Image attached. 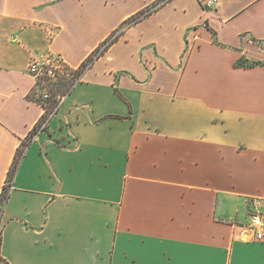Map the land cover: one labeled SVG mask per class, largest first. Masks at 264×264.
<instances>
[{"label":"crops","instance_id":"obj_1","mask_svg":"<svg viewBox=\"0 0 264 264\" xmlns=\"http://www.w3.org/2000/svg\"><path fill=\"white\" fill-rule=\"evenodd\" d=\"M208 1L0 0V264H264V0Z\"/></svg>","mask_w":264,"mask_h":264},{"label":"built area","instance_id":"obj_2","mask_svg":"<svg viewBox=\"0 0 264 264\" xmlns=\"http://www.w3.org/2000/svg\"><path fill=\"white\" fill-rule=\"evenodd\" d=\"M214 3H216V0H210L207 2V6L210 7ZM106 45L107 44H105L104 47ZM86 65H88V63ZM85 67L86 66L84 65L82 68L75 69V71H73V69L69 68L66 65V63L63 62L61 59L49 55L45 59H41V58L34 59L30 64L29 71L35 76L37 84L39 86L44 87L45 85L44 79L46 78L50 80L56 79L59 74H67L73 76L75 75L76 77L75 80H80ZM44 91H42L39 94L38 101L43 105L44 108H46V113L43 116L41 122L36 126L38 128V131L37 133H35V135L38 134L40 131L47 129L54 112L66 98L65 94H58L52 97L50 93ZM51 100L52 102H50ZM35 135L33 136V138L35 137ZM254 203L256 205H260L261 201L254 200ZM249 229L255 231L257 239L261 240L264 238V224L259 214L252 215V219L249 224ZM0 237H1V230H0Z\"/></svg>","mask_w":264,"mask_h":264},{"label":"rangeland","instance_id":"obj_3","mask_svg":"<svg viewBox=\"0 0 264 264\" xmlns=\"http://www.w3.org/2000/svg\"><path fill=\"white\" fill-rule=\"evenodd\" d=\"M62 75L63 74H59L58 77L56 78L57 80H54V79L50 80L48 78L44 79L45 85L44 87L41 86L40 88L43 91L45 90L46 92L50 93L52 97L58 94H67V92L69 91L71 87V84L75 81L76 77L73 75H68L69 77L63 76L61 78H64V80L61 81L60 76ZM66 77L68 78V80H65L67 79ZM63 81H66V82H63ZM50 102H52V100Z\"/></svg>","mask_w":264,"mask_h":264},{"label":"trees","instance_id":"obj_4","mask_svg":"<svg viewBox=\"0 0 264 264\" xmlns=\"http://www.w3.org/2000/svg\"><path fill=\"white\" fill-rule=\"evenodd\" d=\"M105 48H106V46L103 47V49H99V50L97 51L96 55H98V54H99L101 51H103ZM90 60H91V58H90ZM47 80H48V79H47ZM37 131H38V128L36 127V128L33 130V132L31 133V135H29L28 140L24 143L23 148L26 147V146L29 144V142H31V140L33 139V136L35 135V133H37ZM19 154H20V153H19ZM17 166H18V158L15 160V162L13 163V166H12V168H11V170H10V173H9V183H8L7 186L5 187L6 190H8V187H9V185H10V182L13 180V178H14V176H15V172H16ZM6 194H7V193H6Z\"/></svg>","mask_w":264,"mask_h":264}]
</instances>
